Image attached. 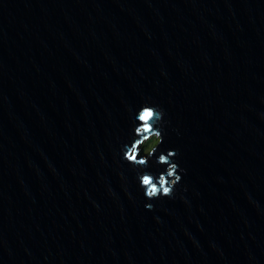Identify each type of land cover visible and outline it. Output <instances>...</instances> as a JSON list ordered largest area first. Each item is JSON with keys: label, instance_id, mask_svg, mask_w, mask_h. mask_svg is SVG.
Here are the masks:
<instances>
[{"label": "water", "instance_id": "obj_1", "mask_svg": "<svg viewBox=\"0 0 264 264\" xmlns=\"http://www.w3.org/2000/svg\"><path fill=\"white\" fill-rule=\"evenodd\" d=\"M0 264H264V0H0Z\"/></svg>", "mask_w": 264, "mask_h": 264}, {"label": "clouds", "instance_id": "obj_2", "mask_svg": "<svg viewBox=\"0 0 264 264\" xmlns=\"http://www.w3.org/2000/svg\"><path fill=\"white\" fill-rule=\"evenodd\" d=\"M146 109L151 111L153 115L157 117L153 124V128L155 129L156 135L158 137L162 136L163 138L165 112L164 109L159 105L152 104L151 102L146 101L141 106V108L137 110L134 116V121L136 120L137 115L141 113V111ZM137 155H133L130 157H126L125 155V159L137 168L143 167L146 169L148 167V159L140 158L139 164L136 165L134 162L137 159ZM177 155V152L170 151L167 154H161L159 156L157 163L166 166V171L161 173L158 181L153 174L147 171L137 173L139 186L143 190L146 199L155 200L162 197H174L176 185L182 180L180 172L183 171L179 167V164L175 162V158L177 157ZM146 207L148 209H152L154 206L152 204H148L146 205Z\"/></svg>", "mask_w": 264, "mask_h": 264}, {"label": "rangeland", "instance_id": "obj_3", "mask_svg": "<svg viewBox=\"0 0 264 264\" xmlns=\"http://www.w3.org/2000/svg\"><path fill=\"white\" fill-rule=\"evenodd\" d=\"M150 140H151V139H149L148 141H150ZM152 140H153V142H152V144H151V147L154 148L155 146L158 145V143H159V141H160V138H159L158 136H153ZM146 142H147V141H144V143H143L142 145H140V146L138 147L137 150L140 151V149H145L146 147H144V146H145ZM148 150H149V149H148ZM149 151H150V150H149ZM149 151H147L146 153H147V154L150 153Z\"/></svg>", "mask_w": 264, "mask_h": 264}, {"label": "trees", "instance_id": "obj_4", "mask_svg": "<svg viewBox=\"0 0 264 264\" xmlns=\"http://www.w3.org/2000/svg\"><path fill=\"white\" fill-rule=\"evenodd\" d=\"M153 138V137H152ZM152 142H153V140L151 139L150 141H147L146 142V144H145V146L144 147H146L145 149H143V151L141 152L142 154H147L146 152L147 151H151L152 150V147H151V144H152ZM149 149V150H148ZM149 151V152H150Z\"/></svg>", "mask_w": 264, "mask_h": 264}]
</instances>
